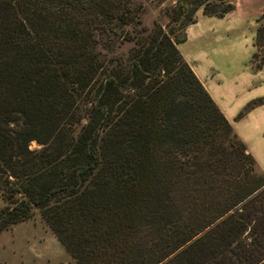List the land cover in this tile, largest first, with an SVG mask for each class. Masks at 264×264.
Listing matches in <instances>:
<instances>
[{
	"label": "trees",
	"instance_id": "trees-1",
	"mask_svg": "<svg viewBox=\"0 0 264 264\" xmlns=\"http://www.w3.org/2000/svg\"><path fill=\"white\" fill-rule=\"evenodd\" d=\"M198 9L233 4L148 31L130 0H0V232L36 210L75 264H264V174L177 49Z\"/></svg>",
	"mask_w": 264,
	"mask_h": 264
},
{
	"label": "rangeland",
	"instance_id": "rangeland-1",
	"mask_svg": "<svg viewBox=\"0 0 264 264\" xmlns=\"http://www.w3.org/2000/svg\"><path fill=\"white\" fill-rule=\"evenodd\" d=\"M173 3L174 0H130V6L137 11L141 26L148 31L153 28L154 22L161 27L166 25L168 19L164 9ZM198 13H201V9L196 11V17ZM259 21V25L264 26V16ZM123 30L131 33V27H123ZM108 39L109 41L105 40L103 36L96 44V50L107 59L116 55H126L132 45L117 36H109ZM261 40L264 41V38ZM247 41L246 47L244 42L241 46H237V43L232 44L234 48L232 66L225 68L224 71H215L212 79L222 86L224 106L228 108L227 111L234 113L235 119L240 120L241 125L252 121V116L247 117L251 108L260 106L264 110V102L257 103L258 100L264 99V60L257 68L251 63V57L250 62L246 60L247 50L251 47L250 36H247ZM106 46L111 50H107ZM257 52L261 54L260 47H257ZM240 112H244L242 116H239ZM257 122L262 127L259 134L262 138L257 142L260 137L258 136L256 142L260 148H264V119ZM30 148L37 149L38 146L31 142ZM255 172L259 173L258 170ZM2 206L0 200V207ZM0 264H75V262L34 210L31 218L0 232Z\"/></svg>",
	"mask_w": 264,
	"mask_h": 264
},
{
	"label": "crops",
	"instance_id": "crops-1",
	"mask_svg": "<svg viewBox=\"0 0 264 264\" xmlns=\"http://www.w3.org/2000/svg\"><path fill=\"white\" fill-rule=\"evenodd\" d=\"M231 2L233 9L221 18L198 13L195 22L186 26V38L177 45V49L229 122L233 132L245 146L246 152L253 158L256 169L264 174V148L257 145L262 138L259 135L262 127L257 121L264 119V110L260 106L251 108L247 117L252 116V121L241 125L240 120L235 119L234 113L227 111L228 108L224 106L222 86L212 81L215 71H224L225 68L232 66V55L234 54L232 44L237 43V46H241L244 42V47H246L247 36H250L251 47L247 50L245 58L250 62L249 58L254 52L255 31L259 20L264 16L262 0H231ZM258 136L260 137L256 142Z\"/></svg>",
	"mask_w": 264,
	"mask_h": 264
}]
</instances>
